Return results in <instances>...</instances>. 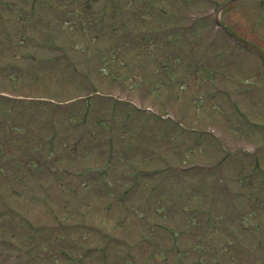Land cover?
<instances>
[{
  "label": "rangeland",
  "instance_id": "374dc122",
  "mask_svg": "<svg viewBox=\"0 0 264 264\" xmlns=\"http://www.w3.org/2000/svg\"><path fill=\"white\" fill-rule=\"evenodd\" d=\"M15 1L11 10L0 4V64L12 58L25 62L31 51L50 54L53 49L45 41L51 36L44 28L52 17L56 43L72 45L82 66L91 65L95 85H90L94 93L89 105L75 107L79 117L88 114L83 137L81 126L72 127L67 112L57 110V161L43 164L40 171L26 158L29 155L22 156L24 166L16 163L21 156L10 158L13 151L1 155L0 191L23 211L2 215L5 206L0 200V238L5 239L0 264H14L17 252L11 244L30 238L25 213L33 225H71L80 221L72 210L86 198L85 192L90 202H84L89 205L86 223L103 234L91 227L44 229L39 233L42 246L54 253L66 246L76 254L90 248L91 264H101L103 251L110 264H264V65L216 25L219 19L264 51V0H96L92 9L88 0ZM223 3L227 5L217 12L216 6ZM119 16L130 23L124 26L121 21L119 26ZM48 69L39 65L47 83L33 95L73 102L80 95L79 83L72 84L75 77L57 79ZM78 80L90 79L83 75ZM135 107L184 115L197 131L161 117L159 121L157 115ZM50 109L34 116L33 128L26 131L19 126L26 115L13 114L11 127L0 132L4 148L18 150V143L33 135L42 151L35 153L32 146L30 155L49 157ZM113 113L115 132L107 128ZM141 128L144 132L138 136ZM200 128L208 132L200 133ZM76 140L79 149L72 150L69 146H76ZM256 150L259 163L254 160ZM195 163L205 164L207 171L217 167L208 173L187 170L177 178L176 167ZM158 167L171 171L164 179L143 175L132 180L136 170ZM130 184L134 190L129 197L118 195L126 194ZM55 205L65 206L57 217L51 211ZM42 256L41 264H64Z\"/></svg>",
  "mask_w": 264,
  "mask_h": 264
}]
</instances>
